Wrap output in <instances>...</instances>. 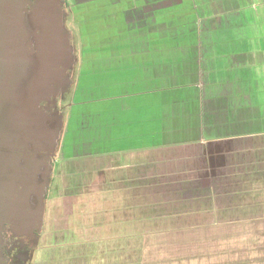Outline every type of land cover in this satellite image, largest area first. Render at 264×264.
<instances>
[{
  "label": "crops",
  "instance_id": "obj_1",
  "mask_svg": "<svg viewBox=\"0 0 264 264\" xmlns=\"http://www.w3.org/2000/svg\"><path fill=\"white\" fill-rule=\"evenodd\" d=\"M81 1L28 264H264V0Z\"/></svg>",
  "mask_w": 264,
  "mask_h": 264
},
{
  "label": "water",
  "instance_id": "obj_2",
  "mask_svg": "<svg viewBox=\"0 0 264 264\" xmlns=\"http://www.w3.org/2000/svg\"><path fill=\"white\" fill-rule=\"evenodd\" d=\"M60 16L59 0H0V233L9 224L13 235L32 238L41 227L38 177L45 181L54 158L58 116L37 105L51 102L72 60ZM28 144L31 153L14 152Z\"/></svg>",
  "mask_w": 264,
  "mask_h": 264
},
{
  "label": "flooded vegetation",
  "instance_id": "obj_3",
  "mask_svg": "<svg viewBox=\"0 0 264 264\" xmlns=\"http://www.w3.org/2000/svg\"><path fill=\"white\" fill-rule=\"evenodd\" d=\"M66 4H67V0H59V10L61 13V21H63L64 19V14L66 11ZM62 25V24H61ZM66 74L68 72V69L65 71ZM68 76V74H67ZM69 77L67 78V80H62L60 82H57L56 84L53 85V89L56 91V93H60L63 89L62 86L66 87L68 86L69 83ZM65 84V85H64ZM57 103L53 102V99L51 98V102H43L41 101L38 105H37V109L39 111H41L44 115H46L49 118H52L54 116H58L57 119V129H59V123L61 120V110L60 108H57ZM47 123V122H46ZM52 126V125H50ZM31 146L30 144L27 145L26 148H24L23 146H19L18 149H16L14 152L16 154H18L19 156H22V152H26V153H31ZM4 153L6 152L5 149L0 148V153ZM53 155H54V148L52 151ZM54 161V158H51V160L48 162V173L45 176V181H43V179L41 178V176L38 177V183H42L44 182V192H43V196H42V205L44 206V196H45V190L46 187L49 183L50 180V173H51V165L52 162ZM10 226L9 224H3L2 226V231H1V244H0V264H9V261L11 260H16L19 259V263L21 262V260H23L24 257L27 256V253L25 254V251L27 250L29 244H31V239L35 238V236L39 235V230L35 232L34 236L31 238L30 235H22V236H15L10 232ZM18 263V264H19Z\"/></svg>",
  "mask_w": 264,
  "mask_h": 264
},
{
  "label": "rangeland",
  "instance_id": "obj_4",
  "mask_svg": "<svg viewBox=\"0 0 264 264\" xmlns=\"http://www.w3.org/2000/svg\"><path fill=\"white\" fill-rule=\"evenodd\" d=\"M68 1L69 2H72V1L82 2L81 0H67V3H68ZM83 2L85 3L86 1H83ZM70 6H71L70 4L69 5L66 4V6H65L66 7L65 8L66 11H64L65 12L64 19H63V21H61V24H62V27H63V29L65 31V34H68V38L67 39H68L69 43L74 48V45H75L76 41H75V37L73 36V34L75 32H74V30H72V28L70 26V18H71L70 13L72 11L70 9ZM76 6H78V5H76ZM91 7H89V10H91L90 13L95 14V13L102 12V8H100L98 5L93 6L92 8ZM68 10H69V14L67 13ZM73 72H74V68L70 67V69H68V72H67L68 76H70L69 79H71V77H74V73ZM71 81H72V79H71ZM62 87H63L62 91L60 93H56L54 95V97L52 98L53 99V102L54 103L55 102L57 103V106H58L57 108H60L61 112L64 109H65V111L68 109V105L67 104L72 100V96H70V87H69V84L66 87H64V86H62ZM79 98L82 99L81 97H78L77 100ZM50 176H51V173H50ZM43 213H44V208H43ZM43 213H42V216H43ZM37 237L38 236H35V238H33V239L30 240L31 241V244H29V246H28V248L26 250L27 256L24 257L23 260H21V262L19 264H28L29 256L31 257V255L34 254V252H35V250H36V248L38 246V238ZM18 260H20V258L17 259V261L16 260H11V261H9V264H13V263L18 264Z\"/></svg>",
  "mask_w": 264,
  "mask_h": 264
},
{
  "label": "trees",
  "instance_id": "obj_5",
  "mask_svg": "<svg viewBox=\"0 0 264 264\" xmlns=\"http://www.w3.org/2000/svg\"><path fill=\"white\" fill-rule=\"evenodd\" d=\"M27 252L25 251V254H26ZM16 261H17V259H16ZM18 263H19V260H18ZM13 264H15V263H13Z\"/></svg>",
  "mask_w": 264,
  "mask_h": 264
}]
</instances>
